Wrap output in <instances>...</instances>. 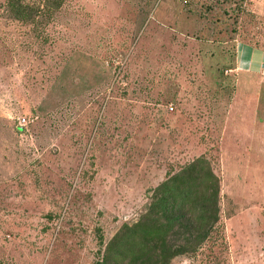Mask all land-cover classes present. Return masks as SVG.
Returning <instances> with one entry per match:
<instances>
[{"label":"rangeland","instance_id":"rangeland-1","mask_svg":"<svg viewBox=\"0 0 264 264\" xmlns=\"http://www.w3.org/2000/svg\"><path fill=\"white\" fill-rule=\"evenodd\" d=\"M0 264H264V0H0Z\"/></svg>","mask_w":264,"mask_h":264},{"label":"trees","instance_id":"trees-1","mask_svg":"<svg viewBox=\"0 0 264 264\" xmlns=\"http://www.w3.org/2000/svg\"><path fill=\"white\" fill-rule=\"evenodd\" d=\"M212 207H214V213H215V211L217 210V208L215 209V198H214V206L212 205Z\"/></svg>","mask_w":264,"mask_h":264},{"label":"built area","instance_id":"built-area-1","mask_svg":"<svg viewBox=\"0 0 264 264\" xmlns=\"http://www.w3.org/2000/svg\"><path fill=\"white\" fill-rule=\"evenodd\" d=\"M170 108L172 109V106H170Z\"/></svg>","mask_w":264,"mask_h":264}]
</instances>
